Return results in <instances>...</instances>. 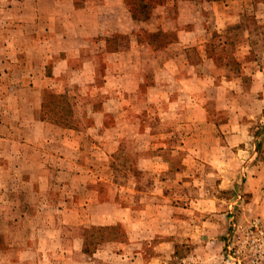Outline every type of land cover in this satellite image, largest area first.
Returning a JSON list of instances; mask_svg holds the SVG:
<instances>
[{
    "label": "crops",
    "instance_id": "crops-1",
    "mask_svg": "<svg viewBox=\"0 0 264 264\" xmlns=\"http://www.w3.org/2000/svg\"><path fill=\"white\" fill-rule=\"evenodd\" d=\"M237 2L204 1L212 30L179 29L156 47L148 37L169 32L166 23L193 22L192 0H164L143 18L129 0H0V213L13 214L0 221L5 261L99 263L101 254L83 250L86 228L133 221L131 207L107 200L111 159L123 149L151 175L153 197L180 198L199 181V198L211 202L199 213L220 211L211 183L233 184L237 174L261 181L251 168L262 142L252 119H264V66L244 62L253 68L249 90L243 73L210 71L213 39L231 37L243 20Z\"/></svg>",
    "mask_w": 264,
    "mask_h": 264
},
{
    "label": "rangeland",
    "instance_id": "rangeland-1",
    "mask_svg": "<svg viewBox=\"0 0 264 264\" xmlns=\"http://www.w3.org/2000/svg\"><path fill=\"white\" fill-rule=\"evenodd\" d=\"M153 1L154 4L152 0H129L131 5L127 8L132 15L143 18L164 0ZM204 1L192 0L193 22L182 26L174 21L166 23L169 32L160 29L150 34V44L159 47L175 40L179 29H199L200 25L212 30L213 9L205 6ZM237 8H240L243 20L234 25L231 37L213 39L216 46L209 49V56L213 57L216 68L210 71L218 78L243 73L245 90H249L253 68L243 69L244 62L256 58L264 66V0H238ZM258 15H261L260 18H257ZM217 40L225 46L217 45ZM243 42L252 47L251 54H239ZM256 50L260 53L256 54ZM190 52L192 60L199 57L198 49L193 48ZM257 93L252 88L251 94ZM240 95L241 98L247 96L244 91ZM247 103L240 104L238 101V106ZM252 127L254 136L260 137L262 142L254 151L256 155H253L251 168L260 173L256 175L261 177V181L249 183L237 174L238 181L233 184L224 183L225 186L218 187V183H211L216 189L214 193L219 195L220 211L216 212L199 213V205L206 207L205 203L210 202L209 199L199 198V181L190 180L180 198L173 194L168 196V193L153 197L150 193L154 184L152 177L133 165L132 151L123 149L117 157L113 155V164L109 167L113 181L108 182L113 190L110 191L112 197L107 200L131 207L133 213L130 212L128 218H133V221L130 220L127 227L118 223L86 228L83 232L84 252L101 254L102 257L96 258L100 262L93 264H264V119L253 118ZM192 168L195 171L198 167ZM117 185H123L125 189L116 191ZM132 187L139 192L133 193ZM22 201L17 197L15 202ZM6 217H13V214L5 216L0 213V221L7 220ZM5 245L0 242L1 251H5ZM4 255L0 254V264H11L4 260ZM9 257H14L13 252Z\"/></svg>",
    "mask_w": 264,
    "mask_h": 264
}]
</instances>
